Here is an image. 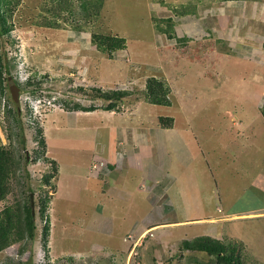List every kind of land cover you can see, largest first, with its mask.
Here are the masks:
<instances>
[{"label": "rangeland", "instance_id": "obj_1", "mask_svg": "<svg viewBox=\"0 0 264 264\" xmlns=\"http://www.w3.org/2000/svg\"><path fill=\"white\" fill-rule=\"evenodd\" d=\"M0 33V145L19 162L0 213L33 194L37 226L0 264H218L182 248L200 236L264 264V0H0ZM151 77L171 106L146 102ZM93 89L132 94L106 111Z\"/></svg>", "mask_w": 264, "mask_h": 264}, {"label": "trees", "instance_id": "obj_2", "mask_svg": "<svg viewBox=\"0 0 264 264\" xmlns=\"http://www.w3.org/2000/svg\"><path fill=\"white\" fill-rule=\"evenodd\" d=\"M0 36H3L2 33H0ZM91 41L100 52L106 53L110 57L115 52L126 48V39L119 36L93 34ZM7 66L8 64L2 59L0 54V88L2 89L0 96L2 97L5 95L3 82L6 79L3 75L7 71ZM93 91L95 98L108 103L105 108L106 111H116L118 105L132 94L128 90H109L102 92L99 89H93ZM170 94V88L162 80L155 77L148 79L144 93L146 102L152 105L169 107L171 106ZM94 109V107L83 108L77 105L73 111L92 112ZM261 112L264 116V105ZM39 144L46 148V140L44 137L43 139H39ZM11 153V151H8L0 145V201H4L10 195L11 186L9 176L19 166V162L13 158ZM51 199H49V204ZM46 204L47 202L43 204L40 213L46 222L43 230V241L44 247L48 249V239L51 235V218L46 213ZM36 230L37 226L35 216L32 214L31 200L30 205L25 206L23 211L18 209V207H5L0 213V253L15 243L25 245L33 244L36 239ZM182 248L189 252H202L216 257L219 262L218 264H241L240 259L235 257L236 248L234 246L225 245L209 236H200L192 240H184L182 242ZM25 250L26 247H21L19 253L24 254Z\"/></svg>", "mask_w": 264, "mask_h": 264}, {"label": "water", "instance_id": "obj_3", "mask_svg": "<svg viewBox=\"0 0 264 264\" xmlns=\"http://www.w3.org/2000/svg\"><path fill=\"white\" fill-rule=\"evenodd\" d=\"M19 87L17 85L11 86V94L15 102H19L20 94H19ZM31 207H32V214L35 216V203H34V195H31Z\"/></svg>", "mask_w": 264, "mask_h": 264}, {"label": "crops", "instance_id": "obj_4", "mask_svg": "<svg viewBox=\"0 0 264 264\" xmlns=\"http://www.w3.org/2000/svg\"><path fill=\"white\" fill-rule=\"evenodd\" d=\"M120 155H121V154H120ZM120 155H118V157H120ZM116 156H117V155H114L113 157H116ZM113 157H112V158H113ZM110 158H111V157H110ZM101 159H102V158H101ZM113 160H114V159H113ZM114 163H116L115 160H114ZM112 168H113V167H112ZM102 173H103V172H101V173L99 174V176H100L99 178H97V179L95 178V179H96V180L100 179V178L102 177V175L105 174V173H103V174H102ZM92 175H93V174H92ZM96 175H97V174H95L94 176H96ZM103 191H104V190L102 189L101 192H103ZM102 195H104V193H103ZM135 233H137L136 230H135Z\"/></svg>", "mask_w": 264, "mask_h": 264}, {"label": "clouds", "instance_id": "obj_5", "mask_svg": "<svg viewBox=\"0 0 264 264\" xmlns=\"http://www.w3.org/2000/svg\"><path fill=\"white\" fill-rule=\"evenodd\" d=\"M18 86V85H17ZM20 89V88H19ZM77 112H81V111H77ZM94 167L97 169V170H99L102 166L101 165H99V166H96V165H94ZM105 166H103V168H104ZM102 171H103V169H102ZM92 174H94V172H92Z\"/></svg>", "mask_w": 264, "mask_h": 264}]
</instances>
